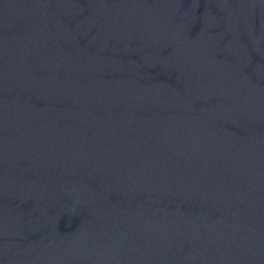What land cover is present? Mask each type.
<instances>
[{"label": "water", "instance_id": "water-1", "mask_svg": "<svg viewBox=\"0 0 264 264\" xmlns=\"http://www.w3.org/2000/svg\"><path fill=\"white\" fill-rule=\"evenodd\" d=\"M0 264H255L162 0H0Z\"/></svg>", "mask_w": 264, "mask_h": 264}]
</instances>
